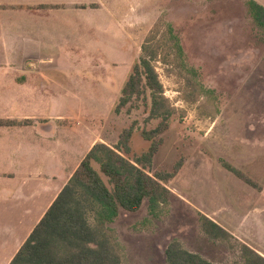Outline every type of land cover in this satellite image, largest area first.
Returning <instances> with one entry per match:
<instances>
[{
	"label": "rangeland",
	"instance_id": "374dc122",
	"mask_svg": "<svg viewBox=\"0 0 264 264\" xmlns=\"http://www.w3.org/2000/svg\"><path fill=\"white\" fill-rule=\"evenodd\" d=\"M58 1L62 6H76L75 20L81 29L75 46L77 57L67 46L65 52L63 49L66 61L46 68V73L57 77L55 85L79 86L81 97L74 103L67 100V104L88 114L98 110L99 136L105 137L109 147L117 146L123 130L134 127L125 159L132 162L148 150L150 143L143 140L141 132L155 129L160 122L150 114L149 94L132 99L119 114L114 113L121 88L155 24L173 26L187 64L199 73L198 81L188 80L190 77L171 63L172 56L169 64L153 65L172 111L169 128L159 137V150L144 171L154 177L180 167L173 179L161 183L170 192L163 215L150 216L144 201L137 213L121 212L108 225L121 247L122 264H165V250L172 241L213 264L238 261L237 242L207 236L199 218L217 211V220L232 223L237 197L254 192L255 188L227 171L224 163L251 181L256 182L253 177L262 173V166L249 159L251 144L264 141V31L252 23L247 0ZM166 54L161 51L160 60ZM92 81L98 82L99 90L109 85L112 93L107 87L95 92ZM55 100L56 108L49 97V115L61 107ZM93 167L99 172L97 165Z\"/></svg>",
	"mask_w": 264,
	"mask_h": 264
},
{
	"label": "crops",
	"instance_id": "0c3cea01",
	"mask_svg": "<svg viewBox=\"0 0 264 264\" xmlns=\"http://www.w3.org/2000/svg\"><path fill=\"white\" fill-rule=\"evenodd\" d=\"M58 2L0 0V264L11 263L92 147L107 145L98 110L67 104L81 97L79 86L55 85L57 77L46 73L66 61L67 46L77 57L76 6ZM97 83L90 82L95 92L112 93ZM49 97L61 106L54 115ZM249 160L262 173L252 180L257 190L237 197L234 222L217 220V211L204 216L264 258V141L251 144Z\"/></svg>",
	"mask_w": 264,
	"mask_h": 264
},
{
	"label": "trees",
	"instance_id": "16d2710c",
	"mask_svg": "<svg viewBox=\"0 0 264 264\" xmlns=\"http://www.w3.org/2000/svg\"><path fill=\"white\" fill-rule=\"evenodd\" d=\"M246 8L252 23L264 31V7L247 0ZM161 51L167 52L163 60H160ZM170 56L174 58L171 63L190 77L188 80H199L198 71L187 64L179 33L170 23L158 22L145 38L140 58L114 108V113L119 114L132 99L149 94L150 114L160 122L155 129L141 132L143 140L150 143L148 150L132 162L123 157L130 154L133 126L122 131L117 146H93L10 264H122L121 247L108 225L121 212L137 213L144 201L148 203L150 216L157 218L164 214L170 192L161 183L173 179L180 165H176L172 173H157L154 177L144 170L151 167L161 145L159 137L169 128L172 110L163 96L153 65L157 62L169 64ZM200 90L202 93L207 91L201 85ZM94 164L99 167V172L94 169ZM223 167L248 186L258 189L254 182L228 163ZM199 221L207 236L237 242L239 260L232 264H264L263 257L208 217L200 215ZM165 259V264H213L184 249L178 241L169 243Z\"/></svg>",
	"mask_w": 264,
	"mask_h": 264
}]
</instances>
